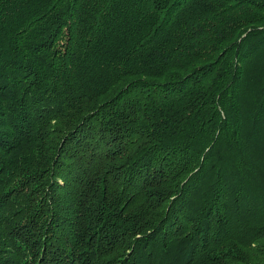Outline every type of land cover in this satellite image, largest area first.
<instances>
[{
    "label": "trees",
    "instance_id": "trees-1",
    "mask_svg": "<svg viewBox=\"0 0 264 264\" xmlns=\"http://www.w3.org/2000/svg\"><path fill=\"white\" fill-rule=\"evenodd\" d=\"M45 243L264 264V0H0V264Z\"/></svg>",
    "mask_w": 264,
    "mask_h": 264
},
{
    "label": "rangeland",
    "instance_id": "rangeland-1",
    "mask_svg": "<svg viewBox=\"0 0 264 264\" xmlns=\"http://www.w3.org/2000/svg\"><path fill=\"white\" fill-rule=\"evenodd\" d=\"M46 245H48L47 243H45V245H42L41 248L38 250V253H36V263L35 264H49L50 262V255L49 252H45L44 249H46ZM13 247H9V246H5L3 244H0V257L1 259H3V262H8L10 259V261H12V253ZM44 250V251H43ZM133 248L131 247L130 249H128V251L124 252L123 255L121 256L120 259H117L116 262L114 264H128L129 263V254L131 255ZM18 259H20L18 257ZM22 260V259H20ZM66 260L68 261L69 258H66ZM33 261V259L31 260ZM13 264V263H10ZM17 264V263H16ZM22 264V263H19ZM24 264V263H23Z\"/></svg>",
    "mask_w": 264,
    "mask_h": 264
}]
</instances>
